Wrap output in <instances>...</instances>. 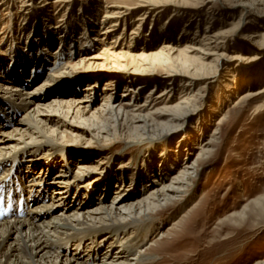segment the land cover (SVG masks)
Masks as SVG:
<instances>
[{
	"label": "bare ground",
	"instance_id": "obj_1",
	"mask_svg": "<svg viewBox=\"0 0 264 264\" xmlns=\"http://www.w3.org/2000/svg\"><path fill=\"white\" fill-rule=\"evenodd\" d=\"M75 1L55 0L58 8L52 15L47 8L53 2L39 6L38 16H18L8 52L0 50V199L8 204L5 213L0 210V264L153 263L142 250L149 235L160 226L152 225L151 216L182 200L189 191L200 162L214 152L212 143L227 116L229 97L238 92L236 106L259 99L264 104V24L252 25V38L248 35L260 46L259 53L248 46L247 39L240 44L235 37L249 10L264 16V0H223L234 3L238 10L242 8L240 16L228 23L227 15L213 17L209 11H205L206 19L198 18L193 10L211 0H190L195 4L184 11L157 6L158 2L152 3L155 0H106L98 24L97 14L91 19L92 5L97 1L86 9L85 1L78 0L83 9L80 20L89 29L84 35V51L74 50L77 43L67 34L70 21L52 26L55 15L70 14ZM24 9L28 12L31 6ZM19 33L25 34L22 45ZM235 45L238 52L252 55L251 61H261L241 72L225 68L228 82L213 95L216 106L212 103L208 112L217 118L206 138L208 112L171 142L168 137L185 130L189 118L197 115V97L214 78L225 52ZM159 73L170 79L160 81ZM106 82L109 86L104 85ZM104 86L109 89L104 90ZM144 87L151 88L145 102L125 111L137 90ZM157 90L148 102L151 92ZM96 91L102 94L97 101ZM118 91L122 93L115 107L111 101ZM86 101L90 104L81 107ZM16 113L23 114L20 120L13 119ZM108 116H115L118 128L127 126L123 132L127 137L155 133L169 143V148L179 142V149L173 155L166 146L156 160L150 151L140 152V160L136 162V156L131 165L117 156L120 162L116 171L101 159L109 152L82 153L61 145L55 153L45 149L41 158L27 147L29 143L22 145L24 138L51 144L86 134L87 141L114 134L115 127L106 128L110 125L106 123ZM15 134L20 138L13 143ZM179 153L184 156L180 164ZM100 166L101 173L97 172ZM175 166L176 171L167 177ZM25 208L28 210L23 212ZM190 212L184 211L168 229L178 226Z\"/></svg>",
	"mask_w": 264,
	"mask_h": 264
},
{
	"label": "rangeland",
	"instance_id": "obj_2",
	"mask_svg": "<svg viewBox=\"0 0 264 264\" xmlns=\"http://www.w3.org/2000/svg\"><path fill=\"white\" fill-rule=\"evenodd\" d=\"M54 1L55 0H47L44 3L41 0H0V50L8 52V45L11 43L9 37L13 34V28L15 27L16 30L19 24L17 21L18 16L35 17L38 14L36 10L39 9V6H47L48 3L52 2L51 7L47 8V10L49 14H55L58 7ZM84 1L82 2H84L83 5L86 9L91 8L90 6L97 1L96 3L98 6L96 3L92 5L94 15H91V19H96L98 15L96 22L98 24L101 19L100 17L104 15L106 5H104V3L106 0ZM75 2L72 12L67 16H65L66 14L64 13L55 15L52 26L58 27L70 21V23H67L69 27L67 34L72 42L77 43V47H75L74 50L78 49L79 51H84L85 46H87L84 42V35L87 34L89 29H85L80 20L82 19L83 11L80 7L81 2L78 0ZM154 2H158L156 4L157 6H168L172 9L178 8L180 11L188 10L187 6H189L188 8L190 9V6L195 4L190 0H155L152 3ZM107 3L109 2L107 1ZM27 5L31 6V10L28 12L24 9ZM195 9L193 11L199 14V19L207 18L205 11H209V14L213 17H216V14L227 15L226 23L233 22V19L238 18L242 12V8L238 10L234 3L224 2L223 0H211L198 7L197 10ZM138 12L139 9L135 11V13ZM134 15L132 19L135 17ZM232 15V19L230 17L228 18V16ZM241 21V27L235 33L237 41L241 44V40L247 39L249 41L248 46L255 49L257 48L256 50L258 51L260 46L252 43L253 40L248 39V35L253 28L252 25L259 23V27H262L264 24V16H257L253 10H249L248 15L243 17ZM2 22L6 23L3 24ZM97 24L94 23L93 26L96 27ZM262 30H264V26ZM10 31L12 32L10 33ZM98 34L100 33L98 32ZM117 34L119 35V33ZM123 34H129V31H124ZM19 35L20 33L18 36ZM18 36L17 38H19V42L22 45L25 34ZM250 38H252L251 34ZM122 44H125V42ZM236 46L237 45H235V49L225 52V56L220 65H224V62L228 64L224 66L219 65L217 67L216 72L213 74L214 78L207 81L210 82V84L205 86L197 97V115L189 118L185 130L176 131L168 137L171 142H174L189 130L201 114L207 113L212 103L213 106L215 105L213 99L215 90L217 93V91L222 88V85L228 82L227 80L229 77L227 76V72H225L226 67H228L229 70L241 72L261 61L259 59V61H251L252 55L241 51L238 52ZM257 53H259V51ZM72 59H74V56ZM72 65L74 64H69L68 66ZM158 78L160 81L170 79V77L164 73H159ZM179 78L180 77H174L173 80H178ZM38 81L39 80L35 81L31 87H34ZM104 85L109 86V83L106 82ZM100 88L103 87L101 86ZM144 88V90H137L138 94L134 97L132 105L128 106V108L124 107V110L126 109L125 111H131L134 106L141 105L145 102L146 93L151 88ZM105 89H109V87L104 86V90ZM121 93L122 92L118 91L114 94L111 103L116 104L113 106L116 107L117 103H119ZM154 93H158V90L151 92V97L148 102L154 99L156 96ZM237 94L238 92L230 96L229 100L225 103L227 116L219 126L218 134L215 137L216 139L212 143L214 152H212V155L208 159L200 162L196 177L193 178L192 186L188 189L189 191L184 195L182 200L177 199L178 201H173L171 205L163 208L155 216H151L153 220L152 225L160 226L157 231L149 235L148 241H146L145 245L142 247V250L145 251L144 254L149 255L152 261H154L150 264H255L264 261V104H262L263 101L259 99L258 101L246 100L244 101L245 103L242 102L236 106L235 97ZM101 95L102 94L96 91L94 100H99ZM173 96L175 98L178 97L176 93L173 94ZM89 104L90 103L86 101L81 107ZM158 106L161 107V104ZM94 107L95 105H93L92 108ZM208 114L211 116L207 118L208 124L203 139L206 138L209 129L216 124L214 119L217 118V114L215 116L209 112ZM22 115V113H16L13 119L20 120ZM111 117H106V123L110 124L107 125L106 128L110 129L115 127V133L93 136L92 141H87L89 136L86 134L84 138L74 136L66 143H60V141L54 140L51 144H46L38 140L30 141L24 138L21 139L24 140L22 145L24 147L25 144L29 143L27 147L37 151L36 154L41 158L45 149H54L52 152L55 153L56 150L60 149L57 147L61 145H64V147H67L70 151L76 150L82 151V153L98 151L109 152L107 155L101 156V159L104 161L103 164L109 162V166H111V168L113 167V170L116 171H118L117 162H120L116 160L117 156H122L123 161L131 165L136 156L135 161L138 162V160H140V152L150 151V157L156 160L160 150L166 146H168V150L171 151L173 155L174 151L176 153V150L179 149V147H177L179 142L169 148V143L157 137L155 133L127 137L123 133L128 130L127 126L122 125L118 128L115 124V116L114 118L113 116ZM121 131L123 134H119ZM11 138L14 143L20 138V134H15V136ZM192 147L193 146H191V148ZM178 157L177 162L180 164V160L184 156L179 153ZM188 158H192V155L188 156ZM98 169L97 172L101 173V166ZM176 169V166L171 168L167 172V177H170ZM56 171L57 170L52 171L50 177H53ZM39 172H41V170ZM150 179L152 181L153 177H150ZM111 189L112 188L109 187L110 192ZM99 194L100 193H97L95 195V202L99 198ZM257 198L259 200L257 203H254ZM3 202L4 201L0 199V208L7 211L6 206L8 204L5 205ZM188 209H191V212L182 219L178 226H173V229L169 230L168 227H171L174 222L180 220L181 214H184V211ZM23 210V212H26L28 208ZM240 212L241 217L238 216ZM4 220H6V218H4ZM159 232L160 234H158ZM161 233H163V237L159 239ZM152 244L155 246H151Z\"/></svg>",
	"mask_w": 264,
	"mask_h": 264
}]
</instances>
